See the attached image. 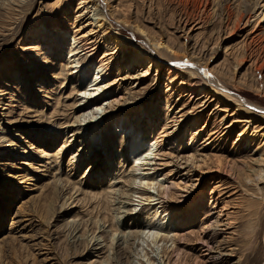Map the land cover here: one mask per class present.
I'll use <instances>...</instances> for the list:
<instances>
[{
  "label": "rangeland",
  "instance_id": "1",
  "mask_svg": "<svg viewBox=\"0 0 264 264\" xmlns=\"http://www.w3.org/2000/svg\"><path fill=\"white\" fill-rule=\"evenodd\" d=\"M84 2L0 0V264H264V192L258 196L247 180L254 176L251 171L262 166L258 159L264 151V126H252L262 136L260 146L247 138L241 139V125L230 123L235 117L232 110L223 112V106L216 105L215 99L206 102L210 95L206 99L204 94L199 95L201 91H189L183 79L174 73L166 69L157 73L155 67H150L145 77H139L149 66L130 64L134 49L128 45L97 64L103 55L117 48H113L112 33L105 36L93 28L96 18L93 14L103 9V0H93L94 4ZM109 2L115 14L131 27L137 24L189 47L198 41L197 45L204 42L209 49L213 43L209 34L219 29L217 21L203 19L199 28L184 38L175 32V22L169 17L175 19L181 8L171 2ZM52 21L60 24V28L50 26ZM124 26L125 30L114 26L113 32H123V36L133 40L134 47H139L137 50H144V37L136 32L134 38L130 37L131 27ZM249 29L248 25L233 31V35H225L223 46L209 53L210 67L228 68L234 79L228 90L251 106L264 109L262 94L238 86L239 79H247L249 75L245 72L247 66L234 71L233 60ZM38 31L42 34H37ZM55 34L62 37L59 45L47 46L46 40ZM83 34H86L83 39L93 43L95 51L72 59L66 57V52L80 42L82 38L78 37ZM73 60H80L82 68ZM101 64L113 73L107 77L109 80L103 78L100 82L101 91L104 87L108 90L96 96L97 102H90L84 111H78V101L89 93L78 92V82L90 85ZM76 65L78 68H71ZM77 70L80 72L76 73ZM257 79L263 88L261 73ZM110 82L113 83L108 85ZM114 100L120 101L119 109L105 113L108 103ZM81 102L82 105L86 100ZM136 103L146 109L140 124L151 128L156 139L161 140L157 146V149L161 146V152L156 153L155 160L148 161L151 165L143 168H134L132 144L127 145L134 141V130L120 143L129 132L122 127L125 118L122 114L129 117L126 121H132V114H138ZM92 113L97 115L92 116L91 126L84 121L73 123L82 114L92 118ZM77 129L80 131L75 134ZM213 131L216 134L207 140ZM136 136L139 139L140 134ZM180 142L183 147L176 151L175 144ZM144 143L143 150L153 144ZM152 147L154 151L156 146ZM190 154L194 159L186 162ZM202 161L206 163L203 165ZM133 170L135 178L147 173L155 179L150 187L140 185L138 179L132 184L134 188H148L154 196L150 206H144L147 203L138 195L125 191ZM170 184L178 187H169ZM118 191L120 200L127 198L130 203L120 209L125 213L115 210L117 205L112 202ZM166 191L169 203L165 206L169 207V213L171 208L172 211L168 215L171 223H164H169L170 228L168 233H160L165 239H155L153 233H142L141 227L133 223L144 224L155 213L152 205L157 198L167 202L165 196L158 194ZM205 217L217 230L214 235L210 229L208 239L214 248L224 249L220 254L225 256L218 259L203 258L195 242L200 239ZM177 218L183 224H177ZM187 218L191 223H187ZM104 220L107 222L103 225ZM96 225L101 229L95 230ZM74 228L80 229L76 235L83 236L80 241L89 242L91 237H97L101 245L93 239L87 248L79 240L73 243ZM118 232L128 234L129 238L127 245L116 249L115 241L111 240L113 233L115 239ZM135 233L143 235L138 237ZM249 235L254 237L253 250L243 247ZM212 255L214 258L218 253L214 251ZM245 255L248 259H244Z\"/></svg>",
  "mask_w": 264,
  "mask_h": 264
},
{
  "label": "bare ground",
  "instance_id": "2",
  "mask_svg": "<svg viewBox=\"0 0 264 264\" xmlns=\"http://www.w3.org/2000/svg\"><path fill=\"white\" fill-rule=\"evenodd\" d=\"M109 1L111 0H103V3H104L103 9L101 8V11H98L97 13L93 14L94 16H96V18L94 19L93 28L99 29L98 32H100V34L102 35L104 34L105 36L112 33L111 34L112 45H114L113 47L114 50L116 48L117 49L115 52H111L106 55H103V57H101V60L97 64L105 62L106 60L104 58L106 56L114 55L116 54L117 51H120L121 49L124 50V48H126L128 45L134 49L132 57H131L132 62L130 64H133V66L134 65L139 66L140 64H146L144 67L149 66L147 67L148 69L144 70L142 75L140 76L138 75L139 77L141 78L145 77L150 67H153V68L155 67L157 69V73L161 69H166L168 73H174L175 75L183 79V82L187 85L189 91H197V92L201 91L199 95L204 94L203 98H206V99L210 95L209 99L206 102H208L210 98H211V101L212 99H215L216 105L221 104L223 106L224 108L223 112L226 113L227 111L232 110L235 117L231 120L230 123H232L233 121V125L234 124L241 125L242 131L239 135L241 139L247 138L250 142H253L254 144L258 146L262 144L263 140L262 139L260 140L262 136H259L255 128L252 126L256 124H259L258 126L260 128L261 126H264V109H259L257 107L251 106L243 98H241L237 94L230 92L228 90V86L232 85V83L234 82V79H232L229 69L224 68V65L219 66L218 68L217 67L211 68L210 65L212 63V60H211L212 58H209V53L217 52L218 49H220L223 46L222 44L226 41L224 37L225 35H228V36L231 34L233 35V31H239L241 30V28L243 29L244 27L249 25L250 29L248 33L246 34V37H245L246 39L241 44L238 50V54H236L233 60L234 64H236L234 66L235 68L234 71L237 70L239 66L246 65L247 67L245 69V72L249 73V75L247 79L243 77L239 79L238 86H240V88L242 87L247 90L254 91L256 94H262L264 96V87L261 88L259 86L260 84L258 83V79H257L258 73H261L264 79V0H165V1H168L169 3L170 2L173 3L178 8H181L180 10L181 12L178 15L176 14L177 16L175 19L174 17L169 16L171 20H174L175 22L174 24L176 25L175 32L178 33L180 37L186 38L187 36H189L192 32H194L193 30L197 26H200L202 24L201 22L203 21V19L207 21H212V20L217 21L219 25L218 27L219 29L213 35L210 36L209 34V37H211L213 41V43L211 44L212 47H210L209 49H208L207 43L203 42L202 43L203 45L201 46L197 45L198 44L197 40H196L197 42L194 41L192 46L189 47L186 45V43L179 42L178 39L177 40H172V38L165 39L163 35L162 36L160 34L156 35L154 32H151V31L149 32L147 29L140 27L137 24L131 27L127 20L115 14L116 11L114 10V8H112L111 3ZM84 3L94 4L93 0H85ZM252 19H254V21ZM49 24L52 27H56L58 29L60 28V24H58L57 22L52 21V22H49ZM124 25H128L129 27H131V34L128 33L129 35H132L130 37L134 38L133 34L135 32L144 37V43H143L144 50H142V48L140 50H137L139 47L138 46L134 47L133 40H131L129 36H123L122 34L123 32L121 34L119 32H115V33L113 32L114 26L124 27L122 28V30H125ZM39 28H41V26ZM37 34H42V31L41 32L38 31ZM74 37L75 36H73V38ZM85 37H86V34H83L80 38L78 37V39H81V38L82 39L80 40V42L77 41L78 43L74 47L70 48L68 52H66L67 53L66 57H69L72 59V57H77L81 53H84L83 55H85L87 53L95 51L93 43L90 41L88 42L87 40L83 39ZM61 38L59 34H55L50 39L46 40L48 44L47 46H53V47L58 46ZM78 45H81V46L79 47ZM63 52L64 51H62V53ZM223 55H224L223 60L224 62H226L227 61L225 57L226 54L224 53ZM75 63L79 65V68H82L83 64L82 62H80V60L79 62H75ZM76 66L75 67L70 66V67L78 68V66L77 67ZM99 69L100 70L97 76H95L93 79L92 78L90 79L91 80L90 85L88 84L83 85L82 83L83 81L78 82V89H79L77 90L78 92L83 91V95H85L87 91L89 92L88 95L86 94L87 97H81L83 98L82 99L83 101L84 99L86 100L84 104L81 105L82 100L78 101V104H77V106L79 105L77 107L78 111H81V110L84 111L85 108H87L86 106L90 102L92 103L97 102L96 96L99 97L103 95V92H105V90H108L107 88L104 87L105 88V89L103 88L104 91H101L102 86H100L101 84L100 82L103 80V78L106 80L107 77L110 75H113V73L109 72L110 68H108L107 66H103L102 64L100 65ZM77 72H80V71L77 70L76 73ZM84 77L85 76H82L81 78L84 80ZM107 80H109V78ZM168 80H169L168 81L169 84L173 82L171 78ZM77 81H79V78ZM112 83L113 82H110L108 83V85H111ZM108 85L106 86L108 87ZM85 87L86 89L89 88V90H83ZM236 88L238 89L237 86ZM130 103H132V100L130 101ZM119 105H120V101L114 100V102L108 103V107L104 110V112L106 113V112L115 111L116 109H119ZM134 106H137L136 110L138 114H135V113L132 114L134 115L132 117V121H126L129 119V117L126 118V115H127L126 113L122 114V116L125 117L124 120H122V127H124V130H129V132L127 136L122 137V140L120 141V143L125 142L127 138L130 137L132 130H134V132L132 133V138L133 136H135L136 139L133 138L134 141H132V143H129L130 141L126 143L127 145L132 144V147H131L132 150L130 152L133 155V159H134L133 163L135 164L134 168L135 167L143 168V166L151 165L149 164V162H151L152 160H155V157L157 155L156 153L161 152L160 150L161 146L157 149V146L161 143V140L158 141L159 139L158 140L156 139L155 135L152 133L153 131L151 128H147V126L143 127L141 125L142 124L141 121L146 115V109L143 106V104L136 103ZM95 114L97 115V113ZM95 114L92 113L90 117H92ZM83 115L84 114H82L81 117L76 118L73 123L76 122L78 124L81 121L90 123V120L93 119V117L86 118ZM80 118H83V120H81ZM91 124L92 123H90V126ZM123 124L125 125L123 126ZM233 125H230V126L232 127ZM77 126H81V125H76V127ZM79 131L80 130L77 129V131H75V134H78ZM216 132L217 131L211 132L207 140H210L216 134ZM136 134L138 135L140 134L139 139H137ZM190 135H192V133H190ZM146 141L148 142L152 141L153 144H151L150 147H148L146 150H143L144 144H145L144 142ZM83 143L84 141H81L80 146H82ZM153 145L156 146L155 147L156 149L154 151L151 150V148H153L152 147ZM175 145L176 147L178 146V149H176V151L180 150V148L183 147L181 142L176 143ZM263 145H264V142H263ZM150 155H153V158H151ZM193 157H194L193 154L188 155V159H186V162L193 160L194 159ZM258 162L262 166L258 168V170L251 171L252 175L254 176H249L247 180L251 182V185L253 184V187H255L256 191L258 192L256 194L260 196L259 194H262L264 192V151L260 154ZM205 163H206L205 161H202L203 165ZM192 165H194V163H192ZM142 170H146V169H142ZM153 170H156V168H153ZM134 171L136 170H133V172L130 171L131 173L128 175L129 177L128 185H126L125 191L127 193L130 192L131 194L138 195L139 199L142 202L147 203V204H144V206H150L152 202L150 200L154 198V196H151L152 193L148 191V188L139 187V186L138 188L137 187L134 188L132 184L134 183L135 179L136 180L138 179L140 182V185L144 184L146 187H150L151 185H153V180L155 179L151 176H148L149 174L147 173L142 174V177L140 176L138 178H135L136 175L133 174ZM160 176H162V174ZM115 179L116 177L114 178V180ZM113 184H116V183H113ZM122 186H125V185H122ZM170 186L178 187V185H175V184H170L169 187ZM169 187H166V189ZM184 188L187 189V187L185 186ZM126 192L124 194H127ZM131 194H129V196H132ZM158 194L159 196H165L167 198V202H165L164 200L159 201V199H162L161 197L154 200L155 202H153L152 206H154L155 213L152 215H149V219H147V221L144 224L133 223V225L141 227L142 233L144 232L153 233L154 235L152 234H149V235L150 236L152 235V237L155 239H157V237L158 238L160 237L162 239L163 237H161L162 235H160V233L169 232L168 228H170V224L169 223L165 224L164 221L165 222L169 221L171 223V219L168 220L170 218V216L168 217V215L171 213L172 208L169 213L167 210L169 207L167 208L165 206L166 203H169V197L167 195V191L166 193L162 192ZM114 195H117L116 197L114 196L112 199L113 200L112 202H114V204L117 205V207H115L116 208L115 210L121 213H125L124 212L125 210L120 211V209H125V207L130 204L127 201V198H126V201H121L119 191L115 192ZM211 200L212 199L210 198V201ZM216 200L212 201L211 203H215ZM157 205H160V206L157 207ZM130 210L132 209H129V211ZM198 212H201V210ZM162 215L163 217L160 221L156 223H152V221H154L157 218H160V216ZM118 219L116 221V225L119 222ZM194 219L196 220V217H194ZM191 221H192L191 219H188L187 223H191ZM202 221L204 223L202 225L203 227L202 228L200 227L201 228L200 235L203 236L204 239H202L200 236V239H196V240L194 239V240L196 242V245L199 246L200 252L204 254L203 258L211 260V258L218 259L220 258V256H225V255L220 254V251L222 250L224 251V249H221V247L214 248L215 245L213 247L212 242H210L209 240L210 238L208 239V232L210 229L213 231L214 235H217V230L213 227L212 222L209 223L208 217L202 218ZM103 222H104L103 223L104 225L107 221L104 220ZM177 224H183L182 222H180L179 218H177ZM103 227L104 226H102V231H104ZM117 228L113 232L116 233ZM97 229H101V227L97 228V225H96L95 230ZM145 230H148V231H145ZM73 232H75L74 234L72 233L73 243H76L79 240V244L80 243L83 245L85 244L84 246L85 248H87L89 243L93 239L94 243H97V245H101L100 241H98L99 238L97 237L96 238L91 237L89 242L88 240H84V239H82L83 241H80V239L83 238V236L80 235V237H76L77 233L80 232V229L77 230V228H74ZM136 235H138L139 237V235H143V234L137 233ZM127 238H129L128 234L125 235L124 233L118 232L117 237L115 239H114V233H113L111 241L113 240L115 241V248L117 249V248H121L124 243H126L127 245V240H128ZM254 244H255L254 237L252 235H249L243 247L245 248V250L247 249L253 250V248L255 247ZM195 248L197 249V247ZM214 251H216L218 255H216L217 257L214 256L213 258L212 254L214 253ZM241 258L242 256L238 259V261H240ZM244 259H248V255H245ZM196 264H200V263H196Z\"/></svg>",
  "mask_w": 264,
  "mask_h": 264
}]
</instances>
